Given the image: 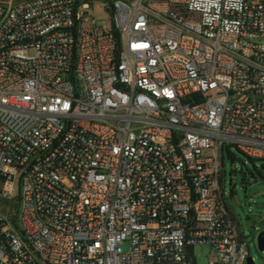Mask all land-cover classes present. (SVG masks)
Wrapping results in <instances>:
<instances>
[{
	"label": "built area",
	"instance_id": "obj_1",
	"mask_svg": "<svg viewBox=\"0 0 264 264\" xmlns=\"http://www.w3.org/2000/svg\"><path fill=\"white\" fill-rule=\"evenodd\" d=\"M225 145L264 158V0H0V264H248Z\"/></svg>",
	"mask_w": 264,
	"mask_h": 264
},
{
	"label": "rangeland",
	"instance_id": "obj_2",
	"mask_svg": "<svg viewBox=\"0 0 264 264\" xmlns=\"http://www.w3.org/2000/svg\"><path fill=\"white\" fill-rule=\"evenodd\" d=\"M94 14L103 22L109 18V14L97 6ZM222 161L224 201L233 212L255 264H264V251L258 248V236L264 234V158L252 159L237 146L225 145ZM208 250L207 247L197 248L199 264L207 263Z\"/></svg>",
	"mask_w": 264,
	"mask_h": 264
},
{
	"label": "water",
	"instance_id": "obj_3",
	"mask_svg": "<svg viewBox=\"0 0 264 264\" xmlns=\"http://www.w3.org/2000/svg\"><path fill=\"white\" fill-rule=\"evenodd\" d=\"M258 248L260 251H264V234L258 236ZM248 264H255V261L251 256L248 258Z\"/></svg>",
	"mask_w": 264,
	"mask_h": 264
},
{
	"label": "trees",
	"instance_id": "obj_4",
	"mask_svg": "<svg viewBox=\"0 0 264 264\" xmlns=\"http://www.w3.org/2000/svg\"><path fill=\"white\" fill-rule=\"evenodd\" d=\"M253 159V158H252ZM222 177H223V172H222V174H221V179H222Z\"/></svg>",
	"mask_w": 264,
	"mask_h": 264
},
{
	"label": "crops",
	"instance_id": "obj_5",
	"mask_svg": "<svg viewBox=\"0 0 264 264\" xmlns=\"http://www.w3.org/2000/svg\"><path fill=\"white\" fill-rule=\"evenodd\" d=\"M230 211H231V209H230ZM232 212V211H231ZM232 214H233V212H232Z\"/></svg>",
	"mask_w": 264,
	"mask_h": 264
}]
</instances>
